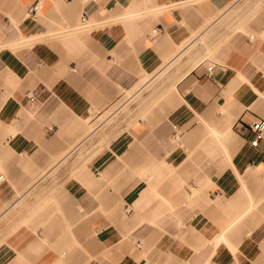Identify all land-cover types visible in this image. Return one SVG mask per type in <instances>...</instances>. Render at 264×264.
Segmentation results:
<instances>
[{
  "label": "crops",
  "instance_id": "1",
  "mask_svg": "<svg viewBox=\"0 0 264 264\" xmlns=\"http://www.w3.org/2000/svg\"><path fill=\"white\" fill-rule=\"evenodd\" d=\"M254 117L264 0H0V264H264Z\"/></svg>",
  "mask_w": 264,
  "mask_h": 264
},
{
  "label": "rangeland",
  "instance_id": "2",
  "mask_svg": "<svg viewBox=\"0 0 264 264\" xmlns=\"http://www.w3.org/2000/svg\"><path fill=\"white\" fill-rule=\"evenodd\" d=\"M162 78L163 77H159L158 79L159 80H162ZM157 81V80H156ZM158 84H164L165 85V83H163L162 81H160V83H158V82H152V83H148V84H146V81H145V85H144V88H143V91H142V93L140 94V96L142 95V94H144V95H146L147 93H149V91H151L152 90V88L153 87H155L156 86V88H157V85ZM142 99V96L141 97H137V98H133V99H127L126 100V98L124 97V98H121V99H118L114 104H113V106H112V109L113 110H115V109H119V107L123 104V105H125L126 107L122 110V111H126L127 110V108L128 107H131V106H134V105H136L137 104V102H139L140 100ZM143 100V99H142ZM127 103V104H126ZM120 114H121V112L120 111H118L115 115H114V117L111 119V120H109V121H107V124H106V126L107 125H109V123L110 122H113L115 119H118L119 118V116H120ZM106 116H108V115H106ZM106 116L105 115H103V116H101L99 119H97L94 123H92V125H91V130H96L97 132H100V131H102V130H104V127H105V120H104V118H106ZM96 132V133H97Z\"/></svg>",
  "mask_w": 264,
  "mask_h": 264
},
{
  "label": "built area",
  "instance_id": "3",
  "mask_svg": "<svg viewBox=\"0 0 264 264\" xmlns=\"http://www.w3.org/2000/svg\"><path fill=\"white\" fill-rule=\"evenodd\" d=\"M39 10L38 3H35L31 7V12L35 16ZM212 69V65L206 67V75H209ZM243 128L246 129L247 138L251 145L257 146L264 134V118L254 117L249 121L243 123Z\"/></svg>",
  "mask_w": 264,
  "mask_h": 264
}]
</instances>
